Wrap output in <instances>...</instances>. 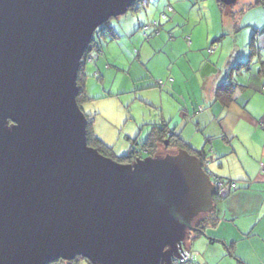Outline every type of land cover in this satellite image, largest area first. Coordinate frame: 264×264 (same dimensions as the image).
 Instances as JSON below:
<instances>
[{
  "label": "water",
  "instance_id": "obj_1",
  "mask_svg": "<svg viewBox=\"0 0 264 264\" xmlns=\"http://www.w3.org/2000/svg\"><path fill=\"white\" fill-rule=\"evenodd\" d=\"M135 1L0 0V264H170L215 209L187 149L122 163L87 144L83 54Z\"/></svg>",
  "mask_w": 264,
  "mask_h": 264
},
{
  "label": "rangeland",
  "instance_id": "obj_2",
  "mask_svg": "<svg viewBox=\"0 0 264 264\" xmlns=\"http://www.w3.org/2000/svg\"><path fill=\"white\" fill-rule=\"evenodd\" d=\"M167 5L173 9L166 18L161 19V12L165 11ZM137 6L135 11L129 9L125 14L112 18L118 38L107 39V42L101 39V48L91 51L92 59H87L85 65V85L95 93L110 92L113 95L84 102L82 111L85 114L97 112L93 130L112 144L110 147L117 156L128 152L130 141L126 136L144 140L151 123L162 120L167 124L170 118L175 117L171 121L174 127L180 120V115L177 117L176 113L182 114L184 111L181 95H178L179 99L163 88L165 93L161 108L157 93L159 88L153 87V80L157 77V81L165 82L172 78L170 68L182 70L184 76L191 79L188 82L190 95L194 97L198 93L201 100L200 81L209 71H213L214 65L217 69L228 70L238 60H247L253 35L264 59V32L260 31L264 27V2L236 0L232 5L220 7L217 0H141ZM242 6L244 9L240 12ZM233 10L238 11L231 15ZM151 21H159L161 26H158L159 31H152L151 37L147 38L137 27ZM249 22L259 25L257 33L253 23ZM98 64L104 76L101 71L97 72ZM259 67V64L253 63L250 70L241 68L239 73L238 70L232 73L236 74L234 78L238 83L245 82L251 73V83L255 84ZM135 76L141 78L134 81ZM180 90L177 94L186 96L188 89ZM149 100H152L151 103ZM163 114L164 120L161 118ZM187 120L184 118L178 122L177 132L182 130ZM191 126L195 130L194 125ZM183 133L191 143L196 144V148L202 146L204 138L200 131L185 130ZM159 151H164L162 146H159ZM214 165L215 161L208 165V170L216 167ZM188 244L190 246V242ZM78 264L88 263L80 260Z\"/></svg>",
  "mask_w": 264,
  "mask_h": 264
},
{
  "label": "crops",
  "instance_id": "obj_3",
  "mask_svg": "<svg viewBox=\"0 0 264 264\" xmlns=\"http://www.w3.org/2000/svg\"><path fill=\"white\" fill-rule=\"evenodd\" d=\"M258 26L257 23H253L255 30L259 29ZM236 30L239 31V28ZM260 31L264 32V27ZM260 62L264 66L261 48L257 47L251 64L257 63L261 66ZM251 64L245 70H250ZM99 65L97 72L101 71ZM212 68L213 71H209L200 81L201 100L198 93L194 97L190 95L188 82L191 79L185 77L182 70H174V67L169 70L172 83L164 81L165 85L159 91L156 89L162 104L161 108L165 93L163 88L177 98L181 95L184 103V111L182 114L176 113V116L180 115L179 123L184 118L188 120L184 122L182 130L177 132L178 122L173 127L171 121L176 118H170L167 124L165 122L169 133H177L186 143L187 149L207 153V156L211 157L209 166L215 161L214 166L216 167H211L209 170L212 177L228 179L237 185L236 189L225 194L217 202L215 216L218 221L216 224L206 227L205 235L196 237L190 243L189 249L193 251L195 259L200 264H264V76L258 74L259 67L256 71L255 84L251 83V73L245 82L238 83L234 78L236 74L232 73L228 77L225 75L226 70L217 69L215 65ZM102 73L104 76V72L101 71V75ZM140 78V76H135L133 80ZM156 79L153 80V87L157 86ZM222 81H233L238 84L233 89L232 100L229 102L225 93L222 92L220 96L216 95V88ZM185 87L189 91L186 90V96L181 93L177 94L178 89L180 92V89H185ZM85 89L92 99H102L113 95L110 92L95 93L87 85ZM103 89L105 91L104 86ZM147 92L151 91L147 90ZM189 97H193L194 100ZM188 99L190 105H188ZM149 101L151 103L152 100ZM178 110L181 112V109ZM94 113H86L93 118V122L97 112ZM164 117V114L161 115L163 120ZM191 124L194 125L195 130ZM185 130L200 131L204 138L202 146L196 148V144L184 137ZM94 134L107 146L112 145L103 140L95 129ZM126 139L129 141L132 137L126 136Z\"/></svg>",
  "mask_w": 264,
  "mask_h": 264
},
{
  "label": "trees",
  "instance_id": "obj_4",
  "mask_svg": "<svg viewBox=\"0 0 264 264\" xmlns=\"http://www.w3.org/2000/svg\"><path fill=\"white\" fill-rule=\"evenodd\" d=\"M141 0H136L129 8L132 9V11H135L138 9L137 2H140ZM217 2L219 3V6L222 7L224 4L221 3L219 0H217ZM256 3H261L264 2V0H255ZM168 6H166L165 11L161 12L160 18L162 19V15H165V18L167 16V13L170 12L168 11ZM244 6V5H243ZM243 6L242 8L239 9V11H243ZM172 7V6H171ZM173 9V7H172ZM127 10V11H128ZM238 11V10H237ZM236 10H233L230 14L234 15L235 12H237ZM113 18V17H112ZM112 18L108 19L104 24H102L101 26H99L95 32L94 35L90 41V44L88 46V49L84 52L83 54V62L81 64V66L78 69L77 72V86H78V95H77V102L79 104V106L81 107V105L88 101L91 100L92 97L88 96L86 93V89H85V77H86V73H85V65L87 62V59L89 58L90 60L92 59L91 57V51L96 49L99 50L101 47V39L103 41H110V40H114L116 38H118L116 31H114L113 25H112ZM160 19V20H161ZM156 22V26L153 27H149V29L145 30L144 26L150 25L151 23ZM158 26H161L159 21H151L148 24H140L139 25V29H142V31L144 32L145 36L147 38L151 37L152 31H159L160 29L158 28ZM258 30L255 31V33H257ZM106 41V42H107ZM256 48L257 45L255 44V36L253 35L251 38V41L249 43V55H248V59L245 61H240L237 62L235 65L231 66L228 68V70H226V76L229 77V75L231 76L232 72L235 71H239L241 70V68H246L249 67V65L251 64V59L256 55ZM260 68L258 69V74L259 75H263L264 76V66L263 63L260 62ZM159 81L161 83H159ZM157 81V87L159 89H161L164 85L165 82L159 80ZM172 79L169 78L167 80L168 83H172ZM238 86L237 83H233V81H222L218 84L217 88H216V95H222V92L225 93L227 95V101L229 102L233 93V89ZM199 110H201L199 108ZM93 118L90 115H87V125H86V138H87V144L89 146H92L94 148H96L101 154L108 156V157H112L114 159H116L119 162L122 163H130L132 162L135 158H139V157H145L147 155H156L159 152V146H162L164 148V141L168 142V147L166 148H171L174 150H177L178 148H186V143L183 141V139L180 138V136L177 133L174 132H170L168 131V127L167 125H165V122L161 121V123H151V128L148 132V135L146 137V139L144 140H139L138 138H132L129 139L130 141V148L128 150V152L126 154H121V155H115L113 153V150L111 147L107 146L102 140H100L95 134H94V130H93ZM187 151L191 154H194L195 156H197L201 162L203 163V160L205 158V156H207V153H204L203 151H191L189 149H187ZM204 154V156L202 155ZM210 161L208 162L209 165ZM208 165L207 167H205L207 170V172L209 173L210 176H212V174H210L209 170H208ZM228 180V179H227ZM237 188V187H236ZM232 191V190H231ZM230 192V191H229ZM214 202H218L220 200V196L218 195V193H216L214 195ZM216 209V207H215ZM215 209H213L211 212L208 213H203L200 216H198L195 221L193 222V226L195 228L194 231L190 232V235L186 241V246L188 248L189 244L188 242H192L196 237L200 236V235H205V228L208 227L209 225H215L216 222L218 221V218L215 216ZM201 218V219H199ZM80 260H85L88 264H91L87 259L82 258V257H75L72 260H63V259H57L49 264H78L80 262Z\"/></svg>",
  "mask_w": 264,
  "mask_h": 264
},
{
  "label": "built area",
  "instance_id": "obj_5",
  "mask_svg": "<svg viewBox=\"0 0 264 264\" xmlns=\"http://www.w3.org/2000/svg\"><path fill=\"white\" fill-rule=\"evenodd\" d=\"M172 7L168 6V11H171ZM162 18H165V15L161 16ZM156 26V22L151 23L150 25L144 26V29L147 30L149 27ZM211 50V49H210ZM88 60H90L88 58ZM159 83H161L159 81ZM205 165L208 163L207 161L209 160L208 156H205ZM213 184L215 185L216 192L218 193L219 196L225 195L229 193V191L236 189L237 185L234 181L230 180H225L219 177H213ZM170 264H200L194 256L193 251H191L186 244L181 246V248L178 249V254L177 256H174Z\"/></svg>",
  "mask_w": 264,
  "mask_h": 264
},
{
  "label": "flooded vegetation",
  "instance_id": "obj_6",
  "mask_svg": "<svg viewBox=\"0 0 264 264\" xmlns=\"http://www.w3.org/2000/svg\"><path fill=\"white\" fill-rule=\"evenodd\" d=\"M166 147H168V142H167V144H166V145L164 146V148H163L164 151H163V152H160V151H159L156 155H159V154L162 155V153H165V152H166V153H167V152L170 153V152H174V151H176V150H174V149L166 148ZM199 219H201V218H199Z\"/></svg>",
  "mask_w": 264,
  "mask_h": 264
},
{
  "label": "clouds",
  "instance_id": "obj_7",
  "mask_svg": "<svg viewBox=\"0 0 264 264\" xmlns=\"http://www.w3.org/2000/svg\"><path fill=\"white\" fill-rule=\"evenodd\" d=\"M203 156H204V154H202ZM207 162H209V160L207 161ZM207 165H208V163L205 165V160H203V167H204V169L205 170H207L205 167H207ZM211 177V180L213 179V177L212 176H210ZM212 182H213V180H212ZM217 193V192H216ZM186 244V243H185Z\"/></svg>",
  "mask_w": 264,
  "mask_h": 264
}]
</instances>
